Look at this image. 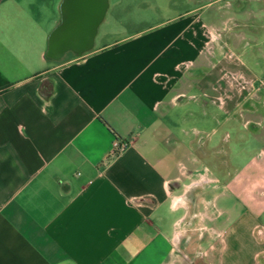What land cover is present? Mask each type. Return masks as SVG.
Listing matches in <instances>:
<instances>
[{
    "label": "crops",
    "instance_id": "crops-1",
    "mask_svg": "<svg viewBox=\"0 0 264 264\" xmlns=\"http://www.w3.org/2000/svg\"><path fill=\"white\" fill-rule=\"evenodd\" d=\"M61 1L0 0V264H264V0H109L53 61Z\"/></svg>",
    "mask_w": 264,
    "mask_h": 264
},
{
    "label": "water",
    "instance_id": "water-1",
    "mask_svg": "<svg viewBox=\"0 0 264 264\" xmlns=\"http://www.w3.org/2000/svg\"><path fill=\"white\" fill-rule=\"evenodd\" d=\"M109 0H62L60 22L48 37L46 57L61 60L67 53L77 57L90 52L108 8Z\"/></svg>",
    "mask_w": 264,
    "mask_h": 264
},
{
    "label": "built area",
    "instance_id": "built-area-1",
    "mask_svg": "<svg viewBox=\"0 0 264 264\" xmlns=\"http://www.w3.org/2000/svg\"><path fill=\"white\" fill-rule=\"evenodd\" d=\"M126 147V144L125 143H122V142H119V141H115L114 142V152H120V151H123Z\"/></svg>",
    "mask_w": 264,
    "mask_h": 264
},
{
    "label": "rangeland",
    "instance_id": "rangeland-1",
    "mask_svg": "<svg viewBox=\"0 0 264 264\" xmlns=\"http://www.w3.org/2000/svg\"><path fill=\"white\" fill-rule=\"evenodd\" d=\"M183 264H188V262H185V263H183Z\"/></svg>",
    "mask_w": 264,
    "mask_h": 264
}]
</instances>
